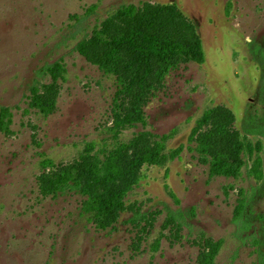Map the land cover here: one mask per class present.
Returning a JSON list of instances; mask_svg holds the SVG:
<instances>
[{"label":"rangeland","instance_id":"1","mask_svg":"<svg viewBox=\"0 0 264 264\" xmlns=\"http://www.w3.org/2000/svg\"><path fill=\"white\" fill-rule=\"evenodd\" d=\"M125 5L136 6V16L113 18ZM109 19L113 35L200 39L206 61L183 57L167 72L156 63L151 84L142 87L145 59L128 46L120 74H106L92 60L103 46L91 43L87 57L77 45ZM258 45L264 46V0H0V107L13 114V133L0 132V264H200L219 240L215 264H258L257 231L234 221L241 189L250 196L258 184L247 171L252 159L240 154L247 161L240 177L211 176L191 140L207 109L217 107L232 132H241L254 106L263 113ZM57 61L64 72L53 77L46 69ZM120 76L135 82L131 90L122 91ZM34 85L56 93L52 114L30 106ZM136 107L145 122L115 135L116 116L134 117ZM163 135L167 151L182 147L180 156L164 166L140 165L129 150L119 184L131 190L106 230L84 213L81 194L43 189L51 175L86 167L97 151L131 141L141 148ZM251 139L262 141L264 162V136ZM229 140L218 152L236 151ZM45 160L52 164L44 167ZM256 210L264 213V198ZM169 212L183 224L167 223Z\"/></svg>","mask_w":264,"mask_h":264},{"label":"trees","instance_id":"2","mask_svg":"<svg viewBox=\"0 0 264 264\" xmlns=\"http://www.w3.org/2000/svg\"><path fill=\"white\" fill-rule=\"evenodd\" d=\"M136 14V6L125 5L120 7L112 17L124 19L134 17ZM110 21L111 19L105 22L102 29L95 32L93 38L82 40L77 45L78 51L87 57H90L91 43L103 46V55L99 59L92 60L106 74H120L122 52L128 46L140 52L145 59L146 68L139 79V84L142 87L151 84L149 77L156 63L162 64L167 72L168 69L176 67L177 60L183 57L199 64L206 61L204 44L200 39H196L192 43H184L162 38L156 34L135 31H131L128 37L113 35L109 28ZM254 49L261 55L257 58L260 69H263L258 99L264 109V46L258 45ZM46 70L51 76L57 77L64 72V65L57 61L47 66ZM163 74L164 72L161 73V76ZM120 82L122 91L131 90V83H135L122 76H120ZM30 106L48 116L56 110V93L52 90L42 91L38 85H34L31 87ZM134 111V117L126 115L121 118L120 114L116 116L115 135L121 130V127L132 125L135 122H145L143 111L139 107H136ZM262 112L257 106H254L245 115L241 132H232L228 128V124L223 122L221 115L219 116L220 110L213 107L207 109L203 116L197 120L191 134V140L196 143L195 151L203 163L209 164L211 176L240 177L243 168L247 165L246 159L242 158L240 154L243 153L248 160L252 159V164L247 171L248 175L253 177L258 184L253 188L250 196L241 189L234 212V221L240 228L257 231L255 245L258 264H264V213L256 210L257 202L264 198V162L260 155L263 143L260 139L254 142L251 137L264 136V111ZM12 117L13 114L9 107H0V132L7 135L13 133ZM230 137L235 142L236 151L233 154L218 152L219 146L222 143H228ZM168 138V135H163L160 139L141 148L138 147V142L131 141L118 144L111 151H97L92 155L86 167L74 165L51 175L43 185V189L54 194L69 191L81 194L86 198L82 206L84 213L90 215L91 220L96 222L99 229L106 230L117 221L120 212L125 209L126 198L131 190L129 183L119 184L126 176L124 165L128 158V151L133 149L136 152L135 163L164 166L179 157L182 152V147L167 151ZM95 148L94 143L89 144L90 152ZM49 164H52L49 160L43 162L44 167ZM176 215V213L169 212L167 223H177L178 221L177 224H183ZM222 243V240L214 242L210 250L203 254L200 264H215Z\"/></svg>","mask_w":264,"mask_h":264}]
</instances>
